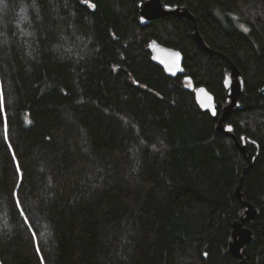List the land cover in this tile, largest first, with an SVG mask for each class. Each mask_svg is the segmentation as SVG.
I'll return each mask as SVG.
<instances>
[{"label": "trees", "instance_id": "16d2710c", "mask_svg": "<svg viewBox=\"0 0 264 264\" xmlns=\"http://www.w3.org/2000/svg\"><path fill=\"white\" fill-rule=\"evenodd\" d=\"M139 2L0 0L3 264H239L249 163L217 131L232 64L245 92L228 123L259 210L246 264H264V0H162L194 20L148 26ZM153 42L183 54L185 76L153 61Z\"/></svg>", "mask_w": 264, "mask_h": 264}, {"label": "water", "instance_id": "95a60500", "mask_svg": "<svg viewBox=\"0 0 264 264\" xmlns=\"http://www.w3.org/2000/svg\"><path fill=\"white\" fill-rule=\"evenodd\" d=\"M139 8V22L142 26H148L152 22L160 18L174 17V18H190L194 20L193 15L186 7H170L164 6L162 0H140ZM194 39L198 45L207 53L213 54V51L207 47L200 32L196 30L193 34ZM153 61L160 66L168 76L177 78L178 76H185L186 69L184 68V56L176 49L167 47L158 42H153L150 45ZM185 81L190 82V90L195 91L196 100L199 106L204 110L210 112L213 116L218 115V103L215 97L208 91L206 87L195 88L191 78H185ZM226 104L222 108V114L217 125V131L227 137L232 138L238 149L246 157L249 166L245 169L241 179L240 187L237 190V197L245 207V213L240 220L233 225L232 239L229 244V253L239 260V264H246L247 247L256 242V234L248 226L253 223L259 216V210L252 204L244 201V196L241 192L242 183L245 176L250 171L252 166L250 156L247 154L245 143L241 144L233 133V127L228 123L233 113L242 108L240 98L245 92V82L242 73L234 65H231L230 72L227 73L224 80ZM0 264H3L0 251Z\"/></svg>", "mask_w": 264, "mask_h": 264}, {"label": "snow or ice", "instance_id": "6c2138e0", "mask_svg": "<svg viewBox=\"0 0 264 264\" xmlns=\"http://www.w3.org/2000/svg\"><path fill=\"white\" fill-rule=\"evenodd\" d=\"M245 31H247V29H245Z\"/></svg>", "mask_w": 264, "mask_h": 264}, {"label": "bare ground", "instance_id": "6f19581e", "mask_svg": "<svg viewBox=\"0 0 264 264\" xmlns=\"http://www.w3.org/2000/svg\"><path fill=\"white\" fill-rule=\"evenodd\" d=\"M218 110H219V108H218Z\"/></svg>", "mask_w": 264, "mask_h": 264}]
</instances>
